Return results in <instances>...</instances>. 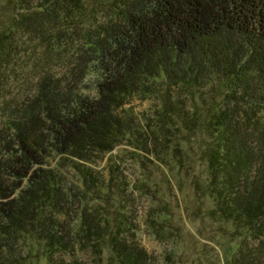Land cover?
I'll return each instance as SVG.
<instances>
[{
    "label": "trees",
    "instance_id": "trees-1",
    "mask_svg": "<svg viewBox=\"0 0 264 264\" xmlns=\"http://www.w3.org/2000/svg\"><path fill=\"white\" fill-rule=\"evenodd\" d=\"M12 4L0 30V264H27L28 242L52 264H100L105 249L115 264H156L130 181L106 155L143 130L156 144L149 130L171 117L205 128L209 196L246 230L228 264H264V0ZM148 100L157 121L140 126Z\"/></svg>",
    "mask_w": 264,
    "mask_h": 264
},
{
    "label": "rangeland",
    "instance_id": "rangeland-1",
    "mask_svg": "<svg viewBox=\"0 0 264 264\" xmlns=\"http://www.w3.org/2000/svg\"><path fill=\"white\" fill-rule=\"evenodd\" d=\"M14 9L12 0H0V30L8 25ZM33 74L25 71L23 75ZM156 111L158 103L142 102L135 109L138 125L155 123ZM149 131L148 140L154 138L156 144L143 145L140 137L147 133L143 130L139 139L130 136L106 155L130 181L127 204L139 239L156 264H228L246 230L223 219L209 196L202 156L205 128L189 131L171 117L164 131ZM26 253L27 264H52L42 249L29 242ZM81 259L83 264L93 261L89 255ZM100 264H115L109 249L104 250Z\"/></svg>",
    "mask_w": 264,
    "mask_h": 264
}]
</instances>
